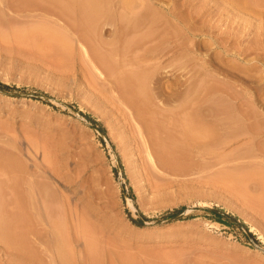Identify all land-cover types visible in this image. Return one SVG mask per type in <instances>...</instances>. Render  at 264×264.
Returning <instances> with one entry per match:
<instances>
[{
    "label": "rangeland",
    "instance_id": "1",
    "mask_svg": "<svg viewBox=\"0 0 264 264\" xmlns=\"http://www.w3.org/2000/svg\"><path fill=\"white\" fill-rule=\"evenodd\" d=\"M0 264H264V0H0Z\"/></svg>",
    "mask_w": 264,
    "mask_h": 264
}]
</instances>
